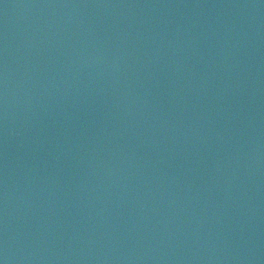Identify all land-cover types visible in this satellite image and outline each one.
<instances>
[{"label": "water", "instance_id": "95a60500", "mask_svg": "<svg viewBox=\"0 0 264 264\" xmlns=\"http://www.w3.org/2000/svg\"><path fill=\"white\" fill-rule=\"evenodd\" d=\"M0 264H264V0H0Z\"/></svg>", "mask_w": 264, "mask_h": 264}]
</instances>
